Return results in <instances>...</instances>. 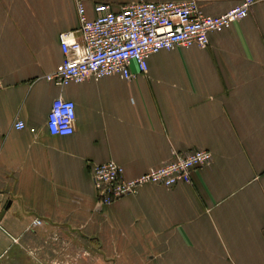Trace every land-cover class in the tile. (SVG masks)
Wrapping results in <instances>:
<instances>
[{
  "label": "crops",
  "instance_id": "0c3cea01",
  "mask_svg": "<svg viewBox=\"0 0 264 264\" xmlns=\"http://www.w3.org/2000/svg\"><path fill=\"white\" fill-rule=\"evenodd\" d=\"M138 1L166 0L85 8ZM197 1L208 15L237 3ZM79 25L75 0H0V264H264V0L207 47L161 50L146 73L133 62L132 80L59 87L45 76ZM59 96L76 104L71 135L47 127ZM193 149L213 159L190 183L99 201L97 163L135 178Z\"/></svg>",
  "mask_w": 264,
  "mask_h": 264
},
{
  "label": "built area",
  "instance_id": "2783aa9c",
  "mask_svg": "<svg viewBox=\"0 0 264 264\" xmlns=\"http://www.w3.org/2000/svg\"><path fill=\"white\" fill-rule=\"evenodd\" d=\"M75 1L80 25L76 30L60 33L64 60L45 76L59 87L107 75L132 80L135 77L131 70L133 62L146 73L149 57L161 50L193 45L207 47L211 32L223 31L246 18L258 0H236L233 7L220 15L205 14L197 0L138 1L125 4L119 10H114L108 2H98L95 18L87 16L85 0ZM3 88L0 73V90ZM75 121V102L62 96L55 98L47 119L49 132L71 135ZM14 126L24 129L26 123L18 119ZM212 159V152L206 149L176 152L171 160L135 178H126L124 167L110 160L94 165L92 178L99 201L111 204L135 194L145 183L167 187L190 183L192 172ZM34 224L40 225L42 220L35 218Z\"/></svg>",
  "mask_w": 264,
  "mask_h": 264
}]
</instances>
